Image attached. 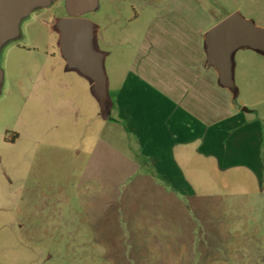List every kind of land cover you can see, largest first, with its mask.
Instances as JSON below:
<instances>
[{
    "label": "rangeland",
    "instance_id": "obj_1",
    "mask_svg": "<svg viewBox=\"0 0 264 264\" xmlns=\"http://www.w3.org/2000/svg\"><path fill=\"white\" fill-rule=\"evenodd\" d=\"M64 2L32 11L2 53L0 264H264V171L190 173L183 196L96 150L111 120L93 123L88 94L78 123L77 104L62 101L78 92L50 28ZM184 12L209 26L238 12L264 27V0H99L85 17L119 56L125 39ZM160 14L170 23L155 21ZM234 60L236 101L264 126V51L239 49Z\"/></svg>",
    "mask_w": 264,
    "mask_h": 264
},
{
    "label": "crops",
    "instance_id": "obj_2",
    "mask_svg": "<svg viewBox=\"0 0 264 264\" xmlns=\"http://www.w3.org/2000/svg\"><path fill=\"white\" fill-rule=\"evenodd\" d=\"M154 20L171 23L168 28L156 24L141 30L136 42L133 35L125 39L119 56L117 49L107 46L106 61L113 64L107 73L114 106L111 123L100 125L96 150L104 149L106 157L115 154L120 165L129 163L142 174L140 178L164 180L183 196L191 195L190 173L207 178L213 169L224 173L238 166L264 171L262 121L253 110L243 111L245 102L234 101L216 71L207 66L204 36L212 26L200 25V16L185 12L172 14L169 20L160 14ZM77 78L76 97L62 98L68 107L77 104L76 122L87 94L92 98L93 123L98 118L107 122L99 116L88 82ZM66 89L70 92L68 85ZM153 188L164 190L159 191L164 196L171 194L165 187Z\"/></svg>",
    "mask_w": 264,
    "mask_h": 264
},
{
    "label": "water",
    "instance_id": "obj_3",
    "mask_svg": "<svg viewBox=\"0 0 264 264\" xmlns=\"http://www.w3.org/2000/svg\"><path fill=\"white\" fill-rule=\"evenodd\" d=\"M57 0H0V81L3 77L1 59L3 49L21 36L20 26L36 10L51 7ZM66 15L53 19L50 28L57 34V48L66 72H74L85 79L99 105V116L111 118L114 106L110 95V81L106 69L108 51L99 45L97 23L85 17L99 8V0H65ZM207 66L213 68L219 83L230 90L236 101L234 56L239 49L264 51V27L234 12L211 27L204 36ZM243 111H250L247 107Z\"/></svg>",
    "mask_w": 264,
    "mask_h": 264
},
{
    "label": "flooded vegetation",
    "instance_id": "obj_4",
    "mask_svg": "<svg viewBox=\"0 0 264 264\" xmlns=\"http://www.w3.org/2000/svg\"><path fill=\"white\" fill-rule=\"evenodd\" d=\"M65 15H66V12H65Z\"/></svg>",
    "mask_w": 264,
    "mask_h": 264
}]
</instances>
